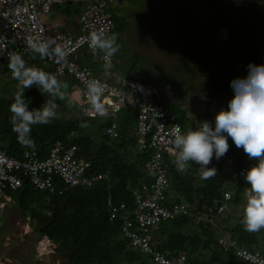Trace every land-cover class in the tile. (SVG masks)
<instances>
[{
	"label": "trees",
	"instance_id": "trees-1",
	"mask_svg": "<svg viewBox=\"0 0 264 264\" xmlns=\"http://www.w3.org/2000/svg\"><path fill=\"white\" fill-rule=\"evenodd\" d=\"M205 2L210 7L220 9L219 17L233 19L248 36L264 37V6L240 0H205ZM174 11L177 16L191 17L175 5ZM113 19L118 30L119 18L113 16ZM85 56L93 57L86 53L77 57V62L91 67L93 63L81 61ZM24 60L27 66H34L56 76L53 67L46 65L40 56L31 55ZM2 73H11V71L7 66ZM126 78L142 82L147 94H151L155 99L153 93L156 87L151 82L138 79L130 72L126 74ZM59 82L66 85L62 88L64 92L72 84L69 79ZM42 95L45 102L51 99L46 93ZM25 99L26 103H29L30 100ZM13 100L14 97H0V144L9 156L21 157L24 150L31 148L38 151L40 158H44L55 141L75 144L78 147V155L91 163L88 174H106L111 181V185L107 181H101L90 188L63 189L62 194L49 195L47 199L44 194L24 181L19 190L7 193L12 198L20 217L24 219L29 214V217L35 221L34 231L37 232L38 237H46L55 244L65 264H151L149 258H143L122 236L120 221L109 220L106 205L110 194L114 204L125 203L131 208V189L149 180L143 170L149 153L140 152L136 148L132 153L124 151L130 145L135 147V140L128 139L134 126V112L129 108L122 112V118L118 120L117 139L102 135L108 125L106 121L95 131L99 133L98 140H93L88 133L92 119L74 114L68 118L58 116L47 124L33 126L30 135L34 146L25 147L18 142V134L13 131L12 113L9 111ZM57 104L59 105L60 102L58 101ZM159 104L164 106L167 115L176 116L185 133V119L178 115L176 105L170 101L165 103L160 101ZM220 110L218 109V112ZM228 143L229 149L225 156L219 160L213 159L207 166L216 169V175L209 179L203 178L199 165L195 162H191L183 173L177 171L174 163L170 164V192L174 201L184 197L193 213H202L207 209L218 207L225 191L231 193L228 207L246 202V182L232 177V173L238 172L245 164L246 154L242 149L235 147L230 138ZM224 158L231 161V168L227 167ZM197 174L201 175L199 182L195 180ZM34 206L46 212L35 211ZM243 209L242 205L236 214L230 215L227 219L223 214L228 212L218 216V223L220 220L226 222L223 225L225 230L219 231H215L204 221L196 223L195 219L188 216L167 221L158 229L161 232V244L156 245V249L169 258L184 252L187 255L186 264H245L232 252H224L217 244L219 236L223 231H227L245 247L254 250L263 249L264 229L254 233L246 231L241 223ZM231 222V227L226 229V225Z\"/></svg>",
	"mask_w": 264,
	"mask_h": 264
},
{
	"label": "built area",
	"instance_id": "built-area-1",
	"mask_svg": "<svg viewBox=\"0 0 264 264\" xmlns=\"http://www.w3.org/2000/svg\"><path fill=\"white\" fill-rule=\"evenodd\" d=\"M61 5H72L77 11L76 32L66 33L61 30L59 22L45 23L42 15H50ZM117 24L109 9L108 0H0V71L8 65L11 54H20L25 59L31 55L26 50L27 39L41 35L54 37L57 43L66 50V58L56 62L52 58H42L46 65L53 67L57 79L61 82L69 79L70 97L76 102L79 114L84 118L108 119V125L102 135L110 139L119 137L118 115L126 108L134 112V126L128 139L135 140V148L140 152H148L144 163L145 177L149 180L131 189L132 206L125 203L114 204L110 194L107 198L109 220H119L121 234L129 241L130 246L143 257L150 259L151 264H186L187 257L180 253L170 258L156 249L153 235L163 223L180 216L215 223L222 213L226 212L231 200V193L223 192L222 201L210 215L193 213L191 206L184 197L174 201L170 195L169 167L174 163L175 156L168 149L177 129L183 133L176 116L167 115L162 104L156 103L151 94H147L142 82L126 77V84L111 83L98 77L87 65L77 62L81 51L96 57L101 65H105L103 53L90 46L85 39L92 32L114 34ZM84 54H80L83 56ZM112 62V58H111ZM96 79L104 84L101 102L106 109L105 115L90 111L87 94V81ZM142 85L145 92L138 91L132 85ZM155 110L157 113H154ZM227 167L231 168L230 160L224 158ZM257 159L246 157L245 164L238 172H233V179L244 180L248 169L255 166ZM91 163L78 155L75 144L55 141L44 158H40L35 149H26L21 157L9 156L0 144V209L5 203H11L8 192L19 190L24 181L32 188L46 196L62 194L65 188H84L107 181L106 174L89 175ZM245 206V205H244ZM43 244V243H42ZM218 246L224 252H232L234 256L246 264H264V247L250 250L238 243L229 233L218 239ZM49 250L39 244L37 252L43 254Z\"/></svg>",
	"mask_w": 264,
	"mask_h": 264
},
{
	"label": "rangeland",
	"instance_id": "rangeland-1",
	"mask_svg": "<svg viewBox=\"0 0 264 264\" xmlns=\"http://www.w3.org/2000/svg\"><path fill=\"white\" fill-rule=\"evenodd\" d=\"M122 5L120 26L114 32L119 50L112 57V68L106 71L96 57L85 56L81 61L94 60L93 72L101 74L102 78L113 73V82L117 76L126 77L128 72L151 82L156 87L153 93L156 103L170 101L176 105L178 115L185 119V133L198 128L202 122H213L218 109H227L233 96L230 81L245 77L247 65H264V37L248 36L233 19L219 17L220 9L208 6L205 0H124ZM174 5L191 17L177 16ZM74 9L72 5H61L50 15H42L41 20L70 24L77 17ZM80 54L86 53L81 51L78 57ZM2 71L0 97H14L18 82L12 73ZM67 92L64 99H56L60 104L56 102L53 120L58 116H79L78 106ZM120 118L122 113L117 121ZM106 121L108 119L91 120L88 133L93 140H98L99 133L95 131ZM124 151L132 153L135 147L130 145ZM200 177L195 175V180L199 182ZM11 201L0 209V264H65L57 246L38 237L34 231L35 221L29 214L21 218L12 198ZM242 205L244 203L229 207L224 218L236 214ZM34 209L46 212L36 206ZM203 213L209 216L210 209ZM224 223L222 220L218 223L222 230H225ZM160 237L158 230L153 235L156 245L161 244ZM39 244L49 246V250L39 254Z\"/></svg>",
	"mask_w": 264,
	"mask_h": 264
},
{
	"label": "clouds",
	"instance_id": "clouds-1",
	"mask_svg": "<svg viewBox=\"0 0 264 264\" xmlns=\"http://www.w3.org/2000/svg\"><path fill=\"white\" fill-rule=\"evenodd\" d=\"M85 39L90 42L93 49L103 53L106 61L105 69L106 71L110 70L112 68L111 58L119 50L116 34L105 35L103 32H92ZM26 50L41 58L55 59L58 63L63 61L67 54L54 37L44 35L35 39L29 37ZM8 69L11 71L13 79L18 82L13 103L9 106V111L12 113L13 131L18 134V142L22 146L33 147L34 141L30 135L32 127L47 124L56 117L57 104L55 100L65 98L62 88H65L66 85H62L53 74L34 66H27L20 54L14 53L9 56ZM116 81L126 84L125 79L122 80L119 76L116 77ZM34 85L40 94L46 93L51 99L40 108L29 110L24 93L25 89L32 88ZM86 86L91 105L90 111L98 115H105L106 109L101 102L104 84L92 79L87 81ZM229 86L233 96L227 103V109H221L215 115L213 122H202L194 130L181 133L177 129L174 139L170 141L172 147L168 151L175 156L173 162L177 171L183 173L191 165V162H195L199 165L204 179L216 175V169L207 166L213 159L219 160L225 156L229 149V138L235 147L242 149L249 158H257L256 165L248 169L244 175L247 184V200L244 203L241 220L244 229L254 233L264 229V65L250 63L247 65L246 76L231 80ZM132 87L145 92L142 85L136 84ZM153 112L157 113L155 110ZM217 219L215 224L218 222ZM201 221L207 225L211 224L205 220ZM224 233L229 232L223 231L222 235Z\"/></svg>",
	"mask_w": 264,
	"mask_h": 264
},
{
	"label": "water",
	"instance_id": "water-1",
	"mask_svg": "<svg viewBox=\"0 0 264 264\" xmlns=\"http://www.w3.org/2000/svg\"><path fill=\"white\" fill-rule=\"evenodd\" d=\"M240 1H245L248 3L256 4V5H261L264 6V0H240ZM24 97L29 99V110L31 109H38L40 108L44 103L45 99L38 89L36 87L29 88L25 91Z\"/></svg>",
	"mask_w": 264,
	"mask_h": 264
},
{
	"label": "crops",
	"instance_id": "crops-1",
	"mask_svg": "<svg viewBox=\"0 0 264 264\" xmlns=\"http://www.w3.org/2000/svg\"><path fill=\"white\" fill-rule=\"evenodd\" d=\"M57 9V8H56ZM75 12H77V11H75ZM60 23V22H59ZM61 24V23H60ZM61 30H63L64 32H66V33H75L76 32V19L74 20V21H72L70 24H61ZM89 62H91V63H94L95 61L94 60H90ZM97 62V61H96ZM99 63V62H98ZM89 67V66H88ZM91 68V67H90ZM92 69V68H91ZM111 73V72H110ZM98 77H100L101 79H104V80H107V81H109V82H111V83H117V81H115V82H113V73H111L110 75V77H106V78H102L101 77V74H97V73H95ZM109 78V79H108ZM121 78V77H120ZM68 92V97L71 99V97H70V92H71V90H70V87H69V89L67 90ZM72 100V99H71ZM70 100V101H71ZM72 102H74L73 100H72ZM76 103V102H75ZM78 106V105H77ZM231 225H232V222H231V224L229 223V225H226V229H228V228H230L231 227ZM208 226H210V227H212V229H214L215 231H219L220 230V228H219V226H218V222L215 224V223H213V224H209ZM220 232H222V231H220ZM220 237V236H219Z\"/></svg>",
	"mask_w": 264,
	"mask_h": 264
},
{
	"label": "flooded vegetation",
	"instance_id": "flooded-vegetation-1",
	"mask_svg": "<svg viewBox=\"0 0 264 264\" xmlns=\"http://www.w3.org/2000/svg\"><path fill=\"white\" fill-rule=\"evenodd\" d=\"M109 2V9L112 12V16L118 17L120 19L121 16V10L123 7L124 0H108ZM119 26H120V20H119Z\"/></svg>",
	"mask_w": 264,
	"mask_h": 264
},
{
	"label": "bare ground",
	"instance_id": "bare-ground-1",
	"mask_svg": "<svg viewBox=\"0 0 264 264\" xmlns=\"http://www.w3.org/2000/svg\"><path fill=\"white\" fill-rule=\"evenodd\" d=\"M1 71H2V70H1ZM1 71H0V72H1Z\"/></svg>",
	"mask_w": 264,
	"mask_h": 264
}]
</instances>
